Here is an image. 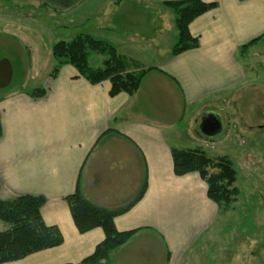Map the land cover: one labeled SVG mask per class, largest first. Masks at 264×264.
I'll return each mask as SVG.
<instances>
[{
	"label": "crops",
	"instance_id": "obj_1",
	"mask_svg": "<svg viewBox=\"0 0 264 264\" xmlns=\"http://www.w3.org/2000/svg\"><path fill=\"white\" fill-rule=\"evenodd\" d=\"M111 1L87 0L70 13L87 9L83 20L91 21ZM141 1L158 6L161 19L170 9L165 0ZM204 1L218 6L190 25L200 45L149 64L156 69L132 95L111 96L110 81L92 84L71 65L51 77L54 41L49 45L35 26L12 24L9 33L28 52L33 85L0 97V199L44 196L43 220L57 226L64 241L4 264H76L95 251L105 238L103 228L80 232L66 200L79 180L83 195L96 206L126 209L115 217L119 231L135 230L112 252V264H240L247 252L242 249L253 255L252 243L264 233L259 219L264 203L249 202L244 216L239 200L233 209L214 202L198 172H174L172 149H213L183 128L189 114L219 113L212 106L257 77L239 49L264 34V0ZM170 19L156 26L157 44L138 35L120 37L110 25L93 24L88 32L127 55L113 40L123 49L128 44L156 50L162 43L171 48L178 33L175 18ZM37 88L45 89L42 97L27 93Z\"/></svg>",
	"mask_w": 264,
	"mask_h": 264
},
{
	"label": "rangeland",
	"instance_id": "obj_2",
	"mask_svg": "<svg viewBox=\"0 0 264 264\" xmlns=\"http://www.w3.org/2000/svg\"><path fill=\"white\" fill-rule=\"evenodd\" d=\"M48 8L43 6L39 0H0V59H9L14 68L12 82L9 86L0 89V97L33 85V81L29 79L28 52L21 41L9 33L12 24L21 23L37 27L40 34L42 32L48 42L44 38L43 40L49 45L53 41H70L79 34L91 35L88 29L92 28L93 24L110 25L117 30L118 36L138 35L149 38L157 44L156 26L159 24L164 25L168 20H171L170 18L174 19L176 17L174 10L170 8L168 12L163 14L161 19V10L158 6L149 5V2L141 0H112L108 2L98 17L93 18L91 21L87 20V22L83 20L87 9L70 13L74 9L62 12L49 8L56 13L53 15L52 12L45 10ZM102 34L105 33L102 31ZM102 34L96 35L102 37ZM119 40L122 41L123 39ZM113 41L117 43L121 51L127 53V55H124L118 52L119 54L138 63L130 68L135 72L147 68L156 69L155 66H149V64L156 63L163 55H171V49L174 46L172 44L169 48L162 43L156 50H142L127 44V48L123 49L118 40ZM48 56L49 53H47ZM246 56L244 60H247L252 72H255L257 77H251V83L242 90L236 91L225 103L212 106V108L219 111L224 130L213 137H206L200 127L204 115L201 108V111L194 118L189 114V118L187 117L182 124L184 129L195 134L197 138L199 136L211 145L213 149L207 148L208 152L204 151L207 156H214L211 158L226 156L231 160L237 175L235 186L239 189L235 202L239 200L238 203L241 204L244 216L250 211L249 202L255 200L264 203V40H262V43H258L255 50L246 53ZM22 58L23 61H21ZM92 61L101 65L98 58H93ZM216 170L214 168L210 169L211 172ZM235 202L230 206L232 209ZM259 211L261 212V214L259 213V219L261 223H264V206ZM5 227L6 224L0 221V230ZM260 231H258V235ZM253 237H255L254 234H252V240L255 239ZM252 247L253 255L250 254V250L240 248L243 252L247 251L241 257L240 264H251V262L264 264V233H261L255 239Z\"/></svg>",
	"mask_w": 264,
	"mask_h": 264
},
{
	"label": "trees",
	"instance_id": "obj_3",
	"mask_svg": "<svg viewBox=\"0 0 264 264\" xmlns=\"http://www.w3.org/2000/svg\"><path fill=\"white\" fill-rule=\"evenodd\" d=\"M85 1L87 0H42V4L63 12L74 9ZM164 4L172 8L176 15L178 40L171 49V56L197 48L200 40L192 35L190 25L197 17L214 9L218 4L204 0H165ZM262 40L264 34L241 46L240 57L246 59L248 47ZM52 55L54 65L51 77H56L63 66L70 64L92 84L110 80L111 96L120 92L134 94L140 88L144 76L154 69L132 71L131 66L137 65V62L119 54L116 47L106 40L97 39L89 34H79L70 41L54 42ZM93 58H98L101 65L94 63ZM27 93L32 97H42L45 89L37 88ZM1 135L0 120V137ZM172 157L175 174L182 176L198 172L208 184V196L219 206L228 209L237 200L239 194V189L235 186L237 175L228 157L211 158L200 149L189 148L172 149ZM212 168L217 170L211 172ZM143 193L144 191L140 192L139 198ZM66 200L80 232H87L96 227L103 228L105 232L104 240L97 245L95 251L76 264H112V252L127 242L135 232L119 231L115 225V217L126 209L113 211L96 206L83 195L80 180L77 191L67 196ZM45 202L44 196L35 195H22L9 200L0 199V221L6 224V227L0 230V264L17 261L63 243L64 238L59 228L49 226L43 220L41 208Z\"/></svg>",
	"mask_w": 264,
	"mask_h": 264
},
{
	"label": "water",
	"instance_id": "obj_4",
	"mask_svg": "<svg viewBox=\"0 0 264 264\" xmlns=\"http://www.w3.org/2000/svg\"><path fill=\"white\" fill-rule=\"evenodd\" d=\"M14 75L11 61L7 58L0 59V89L10 85ZM201 130L204 135L213 137L223 130V122L219 113L207 112L203 115Z\"/></svg>",
	"mask_w": 264,
	"mask_h": 264
}]
</instances>
